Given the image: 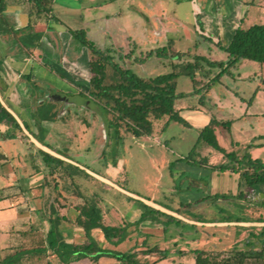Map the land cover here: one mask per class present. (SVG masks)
Listing matches in <instances>:
<instances>
[{
  "label": "rangeland",
  "instance_id": "obj_1",
  "mask_svg": "<svg viewBox=\"0 0 264 264\" xmlns=\"http://www.w3.org/2000/svg\"><path fill=\"white\" fill-rule=\"evenodd\" d=\"M152 1L156 2V0ZM18 2L27 8V0H6L8 4ZM121 2V0H106V3L103 0H53L51 10L74 30L81 28V16L80 13H74L73 8L87 3L93 4L95 7H99L92 10L94 17L100 16V19H102L103 14L117 12L119 7L122 6ZM145 2L147 1L133 0L131 2L132 6L138 10L135 15L130 13V16H117L108 21H100L99 19L97 23H91L90 29L85 32L89 42L102 52H105L112 63L119 65L121 68L130 69L141 77L148 78L161 73L181 71L176 79V92L192 91L203 85L204 83L201 84L200 82L194 84L193 80L205 79L204 70H201V68L194 69L192 75H187L183 71L185 64L192 60V55L176 53L175 51V49H190L191 54H193L196 37L201 36L195 26L194 13L190 2L180 0L179 6L181 20L185 22L189 33L184 34L183 26L177 23L175 25L173 24L175 22H173L165 27L168 33L165 30L161 32L162 34H167V36H162L163 38H160V36L142 35V24L146 22L145 17H149L150 25L148 26L151 28L153 22L151 13L159 10V6L155 2L153 7L148 6ZM136 14L141 20L139 22L143 23L133 22V20H137ZM50 27L60 32L64 31L65 28V26L56 23L54 20L50 22ZM242 29H245V27H242ZM152 31L154 32V30ZM27 32L22 29L17 37L19 44L25 47L33 45V40L37 37L27 36L25 39V36L29 34ZM49 35L47 33L45 37L49 39L54 49V54L50 56L51 60H49L53 65H61L62 57L71 62L77 55L81 56L82 51L85 49L84 55L81 57V64L86 74L82 79L83 83L75 89L79 91L81 87L82 91H86V83L90 76L87 73V60L90 57L88 48L71 36L64 39L58 35ZM145 37L153 38L154 43L151 46L150 44H145ZM135 43H139L137 48H135ZM211 45L215 44L207 41L205 47L202 48L204 51H209L210 54L208 55L215 58H222L225 55V52L219 51V49L216 51L213 49H211L212 51L209 50ZM151 48L154 49V54H152L150 60H145L144 63L135 58V55H144ZM158 49L163 50L165 53L156 54L155 51ZM25 51L28 56L33 53L29 48H26ZM245 62L247 63H244L245 65L240 67L239 70L232 69L233 74L224 73L221 81L218 82L220 85L218 83V85L214 84L213 93L221 97L220 94L224 93L225 89L229 87V89H232L234 96L241 101L252 98L250 110L262 114L248 118L245 123L240 121L230 122L228 129L225 128L223 130L220 127L216 137L222 150H216L200 140L196 148L197 153L193 151L189 158H186L187 154L183 153V156L180 157L179 154L174 152L176 150L173 146L174 143L166 142L163 137L159 136L165 129L167 130L166 133L174 135L180 132L181 123L174 119L168 120L166 116L153 120L151 136H159V141L152 137L149 141L142 138L134 141L131 136L127 135H123L118 139L113 130H110L108 136H106L101 119L87 106L71 103L66 107H60L57 102L47 98V94L56 91V89L63 90L67 96L72 92L71 89L66 88L68 83L65 84V79L60 83L37 81L31 84L35 92L38 91L40 93V91H43L42 96L37 99L36 106L34 102L32 103L35 107L34 116L51 117V121L55 122L54 127L50 131V137L46 139L43 132L35 134V137L42 143L55 148L59 153L99 175L109 177L113 181L115 178L110 174V171L118 166L117 159L120 156L118 155V148H120L119 151L121 152V148L124 147L132 152L134 160L130 162L129 169L121 170L119 177L115 180L117 181L116 183L126 190L143 198L151 199L166 208L177 209L184 204L185 206L181 208V213L179 214L189 220H194L197 217L199 220L195 221L207 223L252 222L261 218L258 221L264 222V184L258 183L248 186L244 183L242 175V170L246 168L249 160L264 163V149L260 152V158H253L251 155L252 148H250V144L253 141L263 143L261 146L264 148V137L254 138L256 134H264V64L262 72H260L257 67L251 65L253 61L247 60ZM206 65L208 64L205 61L204 66L207 67ZM114 72L111 63L108 64L106 66L105 80L111 81L115 79ZM24 79L26 80V78ZM73 84L74 86L76 85L74 81ZM241 95L243 99L240 98ZM201 97L202 94L193 98L190 96L178 97L174 100V105L177 107L181 100L188 102L190 105L198 106L206 103L205 106L209 107V98L207 96L202 97V99L207 98L206 101L202 100L201 103H198ZM227 101H230L233 108L225 105ZM236 102L237 99H231V95L228 93L223 101L224 105L217 104V107L214 106L210 120L212 118L227 120L232 115H235L238 105ZM52 109L55 110L53 114ZM92 118L96 120L97 126L91 125L90 121ZM192 134H195V131H192ZM168 138L171 140V137ZM141 143H143V146ZM202 146L207 147L213 154L220 155L215 161L218 166L223 165L226 168L220 169L217 166L207 164L206 162L211 157L207 156L204 158L203 154H198V149ZM228 153L237 156L239 161L235 162L234 159L228 157L226 155ZM198 159H201V161H198ZM233 165H240L242 168L234 169ZM186 167L187 170L182 173L180 170L186 169ZM83 171L73 164L64 163L61 168L57 169V182L69 193L79 194L81 191L85 200L95 205L102 200L105 207L110 209L116 206L124 214L130 211L129 206L120 200L113 199L112 194H116L120 199L125 198L131 203L141 204L144 208L143 213L147 214L146 219L158 222L166 227L152 234H146L148 236L147 242L158 247H161L163 245L162 242H165L167 246L172 247L178 241V243L187 247L184 255L178 254L173 249L153 251L155 256L163 255L162 258L153 262V264H189L190 253L194 252L195 249L203 250L205 253L227 255L234 249L256 250L264 247V225H201L192 224L175 217L171 219L169 214L161 211H149L146 208L147 205H143L140 201L134 200L104 182L93 179V177ZM165 180H169V182L165 183ZM193 180H198V186L192 184ZM93 181L95 185H92ZM104 188H109V193ZM203 191H205L204 195L202 194ZM134 223L135 221L128 222V227L134 226ZM135 245L134 241L128 242L127 250L124 252L132 251Z\"/></svg>",
  "mask_w": 264,
  "mask_h": 264
},
{
  "label": "crops",
  "instance_id": "obj_2",
  "mask_svg": "<svg viewBox=\"0 0 264 264\" xmlns=\"http://www.w3.org/2000/svg\"><path fill=\"white\" fill-rule=\"evenodd\" d=\"M121 1L122 6L119 7L117 12L103 14L102 19H100V16L94 17L92 10L98 9L99 7L97 8L93 4L87 3L85 5L75 7L72 10L74 13H80L81 28L84 29L85 32H88L90 24L97 23L99 19L100 21H108L109 19H114L117 16H130V13L135 15L138 10L132 6L133 4L131 2L133 0ZM146 1L147 2L145 3L148 6H154L155 1ZM187 1L191 4L192 11L194 13L195 26L198 28L201 36L196 37L195 51L193 54H191L190 49H175V51L176 53H183L189 56L192 55V60L193 57L197 55L206 58V62L207 60L225 61L227 59V53L217 46V42H219L222 46H227L235 31L239 27L247 28L253 24H264V0ZM103 2L106 3V0H103ZM27 3V8L19 2L13 4L7 3L5 10L2 13L3 21L0 22V102L1 104L3 103L2 105L8 108L12 113H14L17 118L23 122V124L24 122L27 124V129L34 137L35 134L43 132L45 133L44 135L47 139L51 136L50 131L54 127L55 122L51 121V117H42L40 119L39 116H34V111L31 106H33L32 103L35 102L36 92L32 90L30 86H32V83H36L37 81L60 83L64 81V79L61 80L62 77L67 78L68 81L71 78H75V80L79 82V80H81L79 66H81V57L83 56L85 50L82 55L76 59V61H73L72 59L71 62H69L65 59V57H62V63L59 66H56L55 63V65H53L49 62V60H51L50 56L54 54V49L50 44L49 39L45 37L47 33L50 34L49 36L58 35L65 39L72 36L70 31L73 30V28L66 25L60 17L53 13L52 10L49 13H37L33 6L29 2ZM155 3L159 6V10L151 13L153 21L151 28L148 26L150 25L149 17H145L146 22L143 23L139 22L141 20L136 14L135 17H137V20H133L134 23L135 21H138L140 24L143 23V36H160V38H163L162 36H167L166 33H168L165 27L173 22H175L173 23L175 25L177 23L183 26L184 34L189 33L188 28L185 26V22L181 20L179 14L180 0H156ZM52 20L65 26L64 31L60 32L51 28L50 22ZM28 24L35 27L34 30L38 32V36L34 38L32 43L33 45L30 44L31 46L25 47L19 44L17 38L18 36H13L12 34L13 32H16L18 35ZM7 26H11L12 29L8 30ZM152 30H154V32ZM163 30H165L166 33L162 34L161 32ZM144 41L145 44H150V46L154 43L153 38L149 37H145ZM207 41H211L215 44L213 46H209V50L213 49L216 51L219 49V51H224L225 55L222 58H215L208 55L210 54L209 51H204L202 49L205 47V43ZM135 46V48H137L139 43H135ZM26 48L32 50L33 53L28 56L25 51ZM151 49L144 55H135L136 57L134 55L133 56L139 61L145 63V60H150L152 54H154L153 52L148 55L149 52L154 50L153 48ZM140 51L142 50L140 49ZM162 52L165 53L164 51ZM209 58L212 59L209 60ZM247 60L249 59H241L235 66L229 68L227 73L233 74L232 69L235 68L236 70H239L240 67L245 65L244 63H247L245 62ZM251 63V65H254V67H257L259 71L262 72L264 63L256 61ZM204 64L205 61L199 62V68L205 71V79H194L193 83L196 84L200 82L205 85L203 84L192 91L184 92L186 93L184 97L190 96L193 98L202 94V97L207 96L209 98L208 103L210 106L206 107V103L199 106L190 105L188 102L180 100L178 106L175 107L174 105V107L187 124L180 122L181 129L177 135L166 133V129L159 135L164 138V141L174 143L173 146L176 148L174 152L179 154L180 157L183 156V153L188 155L193 151L196 152V148L200 143V140L198 141L199 131L209 123L214 106L217 107V104L224 105L225 103L226 106H231L230 101L223 103L228 93H230L231 99H237V113L232 115V117H229L227 120H217L229 121V126L230 122L240 121L245 123L248 118L257 117V115L262 114L250 110L252 98L241 101L238 97L234 96L232 89H229V87L225 89L224 93L220 94L221 97L213 93L214 84H219L218 82L221 81L223 74L217 81L210 84L209 87H206L207 83L210 82V79L220 71V67L209 65H206L207 67H205ZM217 67L218 69H216ZM54 68L57 69L54 70ZM26 74H30L29 81L24 79ZM66 82L65 84H67ZM66 87H69L68 84ZM202 97L198 100V103H201L202 100L206 101L207 98L202 99ZM240 98L243 99V96L241 95ZM230 108H233V106ZM95 121L96 120L94 118L91 119L90 122L92 126H97V122ZM220 127L223 128V130L225 129L222 126L215 127L216 136ZM193 128L196 129L193 130ZM191 130L195 131V134H192ZM151 134L131 137L134 141H137L138 138L149 141L151 137L159 141V136H151ZM24 136L27 137V139ZM168 137H171V140H169ZM256 137H264V134L261 133L254 135V138ZM262 144L263 143L257 141H253L250 144V148H252L251 155L253 158H260V152L264 149L261 146ZM44 145L56 151L55 148L50 147L48 144ZM141 145L143 146V143H141ZM38 149L39 148L31 142L23 130L19 131L18 129H15L12 124L0 122V259L12 254L15 250L24 249L18 264H120V261L113 257L102 256L94 263L89 259V257L74 259L73 255L67 263H63L58 257L57 252L52 247H48L47 236L50 229L54 230L58 242L60 243L80 245L88 242L84 229L75 222V218L78 214L77 206L82 204L85 199L83 198L84 195L80 190L79 194L69 193L62 188L60 183L57 182V169L62 166L58 167L54 174H48V168L44 164L42 156L38 153ZM118 149L120 150V148ZM119 150L118 155L120 156H118L119 158L117 159L118 166L116 168L114 167V169L110 171V174L113 178H115L114 181L109 179V177L101 175L114 183L117 182L115 180L119 177L121 170H125L126 168L129 169L130 162L134 160V156L129 150H126L124 147L121 148V152ZM198 154H203L204 158L207 156L211 157V159H209L206 163L210 166H218L215 160L217 157H220V155L217 156V154H213V152L207 147H199ZM198 161H201V159H198ZM181 167L183 168V166ZM184 170H187V167L186 169L180 171L183 173ZM46 177L48 183L44 184L43 182ZM90 177L93 176L90 175ZM93 179L96 178L93 177ZM166 182L168 183L169 180H165V183ZM116 184L119 185L118 183ZM192 184L198 186V180H193ZM92 185H95L94 181L92 182ZM109 186L112 187L111 185ZM104 190L106 192L108 191V193L110 191L109 188H104ZM202 194L204 195L205 191H203ZM112 196L113 199L120 200L128 205L130 211H127L124 214L123 211L118 209L116 206L109 209L103 205L104 201L101 200L100 203L97 202L96 206L101 213L102 223L108 226L127 225V236L122 241L115 243L108 241L99 228H93L90 234L98 242L99 246L124 252L127 250L128 242L134 241L136 243L133 249L135 252V258L140 263L144 264H153V262L163 257V255H153V251L148 250L152 247L157 248L158 251L173 249L178 254H186L187 247L178 243V241H176L172 247L167 246L165 242H162L163 245H161V247L151 245L150 242H147L148 236H146V234H152L153 232L165 229L166 227L150 219L139 220L140 215L144 212V208L141 204H136L135 202L131 203L125 198L120 199L116 194H112ZM133 199L138 200L136 198ZM150 201L152 200L150 199ZM140 202L145 205L142 201ZM133 221H135V225L128 227V222ZM257 221L258 220L256 219L252 222ZM215 223L217 222H209L203 225H217ZM190 256L191 259L189 264H195L194 253H190Z\"/></svg>",
  "mask_w": 264,
  "mask_h": 264
},
{
  "label": "trees",
  "instance_id": "obj_3",
  "mask_svg": "<svg viewBox=\"0 0 264 264\" xmlns=\"http://www.w3.org/2000/svg\"><path fill=\"white\" fill-rule=\"evenodd\" d=\"M27 1L33 6L37 13H49L52 9L53 0ZM5 7L6 0H0V22L3 21L2 12L5 10ZM26 27L29 28L30 25L28 24ZM70 34L90 50L91 58L89 60V68L92 76L89 81L90 87L88 95L91 101L103 110L107 119L108 132L110 130L115 131L118 139L123 135L133 137L150 135L152 133L153 120L160 119L164 116H166L168 120L174 119L183 124H187L174 107V100L186 95L184 92H176V79L181 71L161 73L148 78L141 77L130 69H124L112 63L105 52H102L89 42L84 29L71 30ZM26 37L27 36H25V39ZM217 46L227 53V59L225 61L207 60L209 66H219L220 71L210 79L206 87H209L210 84L217 81L222 74L227 72L229 68L235 66L241 59H249L264 63V24H253L245 29L239 27L227 46H222L219 42H217ZM162 51L163 50L158 49L155 53L161 54ZM152 53L153 51L149 52L148 55ZM200 61H206V58L195 55L192 61H188L185 64L183 68L184 73L192 75L193 70L199 68ZM110 63L115 71V79L106 81V66ZM24 77L29 78L30 75H25ZM42 117H40V119ZM0 122L12 124L15 129L22 131L16 119L1 102ZM228 122L229 121L212 118L209 123L199 131L198 141L202 140L215 149L222 150L216 139L215 127L222 126L228 129ZM24 126L26 128L28 127L25 122ZM25 138L27 139V137ZM38 153L42 156V160L48 168V174L50 175L54 174L58 167L66 163L40 149H38ZM226 155L234 159L235 162L239 161L237 156L231 155L230 153ZM190 156L191 154H188L186 158ZM217 167L220 169L226 168L223 165ZM233 168L241 169L242 166L233 165ZM81 171L83 170L81 169ZM242 175L244 183L248 186L258 183L264 184V164L256 160H249L246 168L242 170ZM43 183H48L47 177ZM183 206L185 205L182 204V206L177 209L172 207L167 208L181 213L180 210ZM146 208H148L149 211H157L148 206H146ZM77 210L78 214L75 218V222L84 229L85 236L88 239L86 244L76 245L60 243L53 229H50L48 232L47 245L57 252L58 257L63 263H67L73 255L74 259L89 257L94 263L100 257L107 256L120 261V264H144L140 263L135 258L134 251L120 252L103 248L98 245V242L90 234L93 228H99L108 241L118 243L126 238L127 225H104L98 207L87 200H84L82 204L78 205ZM169 217L174 219L171 215ZM146 218L147 214L142 213L139 220H144ZM260 219L261 218H258L257 220L260 221ZM194 220L199 219L195 217ZM148 250L158 251L155 247L149 248ZM23 251L24 249L15 250L12 254L1 258L0 264H18ZM193 253L195 264H264V247L256 250L234 249L225 256L221 255L222 253L217 255L205 253L203 250L198 249H195Z\"/></svg>",
  "mask_w": 264,
  "mask_h": 264
},
{
  "label": "water",
  "instance_id": "obj_4",
  "mask_svg": "<svg viewBox=\"0 0 264 264\" xmlns=\"http://www.w3.org/2000/svg\"><path fill=\"white\" fill-rule=\"evenodd\" d=\"M47 98L52 100V101H63L64 103H68V104L75 103V104H79L81 106H87L90 110H92V111H94V112H96L98 114L99 118L102 121L104 132H105L106 136H108V124H107V119H106V117L104 115V112L98 105H96L92 101L85 100V99H82L80 97H69V98H67V96L64 93H61L59 91H53V92L48 93L47 94ZM6 109L13 115V117L16 119L17 123L19 124V126L21 127L23 132L31 140V142L33 144H35L42 151H44V152H46V153H48V154H50V155H52V156H54L56 158H59L61 160H64L66 162H69V163L77 166L78 168L84 170L85 172H87L91 176L95 177L96 179H98V180H100V181H102V182H104L106 184L111 185L113 188L119 190L120 192H122L124 194H127L130 197H133V198H136V199L142 201L145 205H147V206H149L151 208H154V209H156L158 211H161L163 213L169 214V215H171V216H173V217H175L177 219H181V220L187 221V222L192 223V224H201V225L207 224L205 222L189 220V219L183 217L182 215H180L178 212H175V211H173L171 209H168V208H166V207H164L162 205H159V204H157L155 202H152L150 200L142 198L139 195H136L135 193L129 192L126 189H124V188L120 187L119 185H117L116 183L104 178L103 176H101V175L95 173L94 171L86 168L85 166H83V165H81V164L69 159L68 157L56 152L55 150L47 147L46 145H44L41 142H39L31 134V132H29V130L24 126L23 122H21L14 113H12L8 108H6ZM215 224H217V225H229V224H235V225H264V222H259V221H257V222H239V221H236V222H217Z\"/></svg>",
  "mask_w": 264,
  "mask_h": 264
},
{
  "label": "flooded vegetation",
  "instance_id": "obj_5",
  "mask_svg": "<svg viewBox=\"0 0 264 264\" xmlns=\"http://www.w3.org/2000/svg\"><path fill=\"white\" fill-rule=\"evenodd\" d=\"M7 4V3H6ZM3 13V12H2ZM30 25V27L28 28V27H25L24 28V30H26V31H28L27 33H29V34H27L26 36H38L37 35V31H35L34 29H35V27L34 26H32L31 24H29ZM28 26V25H27ZM8 27V30L9 29H12V27L10 26H7ZM13 36H18L17 34H16V32H13V34H12ZM72 37V36H71ZM87 47V46H86ZM88 48V47H87ZM85 50V49H84ZM83 50V51H84ZM82 51V52H83ZM88 52L90 53V50L88 49ZM82 55V54H81ZM84 55V54H83ZM78 57H80V55H77L76 57H75V59H73V61L75 60L76 61V59L78 58ZM90 58H91V54H90V57L88 58V60H87V66H88V70H87V73H89V78H88V80H87V83H86V91H82V88L80 87V89L81 90H76L75 88H77V87H79V85H81L82 83H83V81H82V79L84 78V76H85V74H86V72H84V69H83V65L81 64V66H79L80 67V75H81V80H79V82H77V80H75V78H71L69 81L67 80V78H63V79H65L67 82L66 83H68V86L69 87H66L67 89H71L72 90V92L70 93V94H68V96H67V94L66 93H64V91L63 90H59V89H56V91H59V92H61V93H64L66 96H67V98H69V97H80V98H82V99H85V100H90L91 101V99H90V97H89V95H88V90H89V87H90V85H89V81H90V78H91V76H92V73H91V71H90V68H89V60H90ZM26 75H30V74H26ZM61 77V76H60ZM24 78H26V77H24ZM26 80H30V77L29 78H26ZM73 81H74V83H76V85L74 86V84H73ZM30 88H32V90H34V88L32 87V86H30ZM35 91V90H34ZM42 94H43V91H40V93H38V91L36 92V95H35V106H36V104H37V99L40 97V96H42ZM52 101V100H51ZM53 102H57L59 105H60V107H66L67 105H68V103H64L63 101H53ZM31 108L33 109V111L35 112V107L34 106H31ZM52 111H54L55 112V110H52ZM54 112H52V114L54 113ZM96 113V112H95ZM51 114V115H52ZM97 114V113H96ZM98 115V114H97Z\"/></svg>",
  "mask_w": 264,
  "mask_h": 264
}]
</instances>
